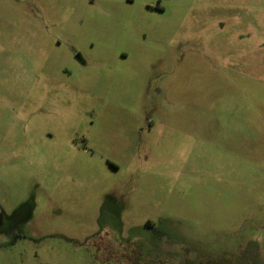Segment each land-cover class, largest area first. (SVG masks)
I'll list each match as a JSON object with an SVG mask.
<instances>
[{
  "label": "rangeland",
  "instance_id": "rangeland-1",
  "mask_svg": "<svg viewBox=\"0 0 264 264\" xmlns=\"http://www.w3.org/2000/svg\"><path fill=\"white\" fill-rule=\"evenodd\" d=\"M0 209V264H264V0H0Z\"/></svg>",
  "mask_w": 264,
  "mask_h": 264
},
{
  "label": "flooded vegetation",
  "instance_id": "flooded-vegetation-1",
  "mask_svg": "<svg viewBox=\"0 0 264 264\" xmlns=\"http://www.w3.org/2000/svg\"><path fill=\"white\" fill-rule=\"evenodd\" d=\"M157 10H162L160 7L157 8ZM0 213L2 214V221H3V224H5V222L7 221V216L4 214V212L0 209ZM1 228H0V233H1Z\"/></svg>",
  "mask_w": 264,
  "mask_h": 264
}]
</instances>
